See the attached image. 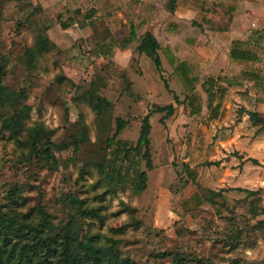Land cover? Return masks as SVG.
Returning <instances> with one entry per match:
<instances>
[{"label": "rangeland", "instance_id": "1", "mask_svg": "<svg viewBox=\"0 0 264 264\" xmlns=\"http://www.w3.org/2000/svg\"><path fill=\"white\" fill-rule=\"evenodd\" d=\"M155 1L158 6L148 14L143 13L146 4L142 0H116L114 4L97 0V5L92 0H80V7L68 9L82 10L75 15L80 23L73 37L60 43L63 49L51 39L49 51L30 63L24 60L27 48L34 46L42 26L50 29L56 13L63 8L54 12L48 0H0V82L9 88V101L15 102L14 106L7 103L5 109L0 107V113L6 110L11 117L14 108L30 105L28 125L44 123L58 160L55 167L53 161L32 155L31 146L0 132V204L9 202L8 208L12 206L18 212L36 211L41 205L51 213L54 223L63 224L73 220V206L64 200L71 194L83 200L88 211L99 209L98 216L75 215L83 230L98 232L105 242L117 239L122 254L140 264H175L172 255L155 256L164 251L183 253L185 264H195V257L202 264H264V65L236 61L225 52L219 54L218 63L211 57L202 63L194 52L184 56L201 61L190 64L192 76L199 80L188 82L176 67L184 57L179 53H185V45L202 47L201 41L212 39L204 34L201 38L192 35L186 23L176 30L174 44L178 49L167 47L166 38L174 30L162 26L170 16L169 0ZM251 1L227 0L224 10L231 12L233 3L240 4L238 15L247 17L248 30L247 38L239 40L247 41L244 47L262 54L257 46L264 43V0H254L260 2L255 12ZM95 6L94 33L86 38L77 35L83 14ZM132 24L139 35L147 27L156 30L162 43V71L150 57L135 50L138 42L122 47ZM259 34L263 35L258 37L261 45L254 41ZM111 38L115 42L114 56L97 55L94 44ZM251 38L252 42L248 41ZM102 67L108 69L110 79L102 93L110 98L112 106L99 117L88 102L83 84L93 80ZM65 72H71L79 82V90L66 80H56ZM245 72H256L259 77L251 78ZM209 77L217 78L218 87L226 88L222 94L215 89L218 93L211 107L202 87ZM165 82L178 94L180 103ZM193 89L200 96L199 112L193 111L199 100L195 107L184 101ZM169 103L175 105L172 116L162 120V112L151 117L154 168L148 170L146 160L135 150L129 157L121 154L116 159L114 147L107 142L116 130V118L128 120L118 137L135 146L143 117L155 106ZM248 110L257 112L261 120L253 118ZM83 124L88 126L84 138ZM29 138L28 132L22 137ZM34 138L38 147L43 145V140ZM77 140L82 141L75 151L72 143ZM61 144L70 145L59 149ZM105 158L109 172L116 173L117 169L126 174L123 185L103 177L101 164ZM246 163L256 172L245 170ZM187 164L194 171L193 178ZM136 169L149 173L143 192L134 189ZM15 187L25 198L21 206L10 203L9 191ZM237 187H251L256 192L249 194ZM213 191L219 193L213 197Z\"/></svg>", "mask_w": 264, "mask_h": 264}, {"label": "trees", "instance_id": "2", "mask_svg": "<svg viewBox=\"0 0 264 264\" xmlns=\"http://www.w3.org/2000/svg\"><path fill=\"white\" fill-rule=\"evenodd\" d=\"M178 0H169L168 7L171 12H175L177 7ZM80 7V6H79ZM59 13L56 17V20L63 28H69L74 24L80 23L76 19L75 15L82 13L81 9L76 10L75 12L66 11ZM98 10L96 7L90 9V12H85L83 14L81 24L82 27L85 26H95L94 17L97 14ZM67 15V16H65ZM49 26H42L40 29V34L36 40V43L33 47L27 48L25 54L26 62L34 63L38 56L44 54V52L49 51V43L51 38L48 33ZM262 37V34H259L254 38L255 43L258 45L262 43L259 42V38ZM138 42L135 50L140 55H146L150 57L157 69L162 71V58L160 55L161 43L156 35L150 31H145L140 37L137 36L136 27L134 24L131 25V30L129 37L126 38L122 43V47L128 46L132 42ZM252 42V38L248 40ZM247 41L244 40H233L230 48V57L236 61L242 62H260L264 65V43L261 48L263 53L261 54L258 50L252 48L244 47ZM114 39L111 38L107 41L96 42L93 46L94 52L97 55H103L104 57H113V48H114ZM98 49V50H97ZM174 63V59L172 60ZM176 67L181 70L182 75L188 82L198 81L199 79L196 76H192L191 65L187 61H181L176 64ZM105 73V74H104ZM246 75H252L251 78H258L259 74L256 72H245ZM109 75L108 69L105 67L101 68V72L91 80L90 82H85L83 87L85 89L86 95H88V102L92 106L93 110L97 113L99 117H102L112 106V101L106 95H103L102 89L107 86L110 79L107 77ZM220 77V76H219ZM56 80L62 82L66 80L69 85L75 87L77 90L80 89L81 85L79 82L75 81L72 77L65 74H58ZM168 90L174 94L175 101L180 103L182 100L177 93L172 90L168 84L165 82ZM194 86V85H193ZM202 87L206 91L209 100V107L212 106L215 96V93H218L217 90L224 91L226 89L223 86L218 87L217 78L209 77L202 82ZM199 100V101H198ZM189 105L195 107L196 102L198 101V106L193 109L194 112H199L201 109L200 105V96L194 92L189 94L185 100ZM7 103H11L14 106L15 102L9 101V88L3 85L0 82V107L5 109ZM30 111L31 106L28 104H23L19 108H14L12 116L7 115L6 110L0 113V132L7 133L8 136L19 144L24 146H31L30 153L35 156H39L42 159H47L48 161H53L55 167L58 163L56 155L54 153V142L51 135L47 134L44 129V123L37 122L34 126L28 125L30 120ZM175 111V105L169 103L166 105H157L155 108L147 113L141 122L140 134L138 141L135 146L129 145L130 142L119 138L118 135L122 132L125 126L128 123V120H125L122 117L116 118V130L112 137L107 139L108 145L114 147L116 159L121 154L124 157H129L131 152L134 150L141 155L146 160V166L148 170L154 168V162L152 159L151 151V132H152V123L151 117L155 113L165 114L162 117V120L172 116ZM251 116L257 120H261L257 112H252L248 110ZM81 135L86 137L87 135V124H83ZM35 130V131H34ZM28 132L30 134V140H24L22 137ZM43 140V145L38 147L36 138ZM34 138V141L31 139ZM82 140H77L72 143L74 150H78L81 146ZM70 144H61L57 147L59 149L68 148ZM118 145V146H117ZM255 164H260V162L255 158H248ZM108 159L105 158V161L101 164V172L103 177L113 182L114 184L123 185L125 183V175L117 170L116 173L109 172L107 167ZM187 169H189L191 178L194 177V171L189 168L187 164ZM113 171V170H112ZM137 179L134 182V189L139 192L146 190L148 186L149 173L147 170H138L136 169ZM119 175V176H116ZM238 190L247 191L249 194H254L256 190H252L245 187H237ZM111 190H107V193ZM213 197L218 194L219 191L211 192ZM11 204H16L21 206L25 203V198L22 195L18 187L12 188L9 191ZM211 195L209 199L214 200ZM65 201H68L73 206L72 219L68 220L66 223L56 224L52 221V215L43 206L37 205L36 211L30 209L27 212H18L14 207L8 208L10 205L9 202L0 204V264H140L135 260L131 259L122 254L119 249V241L114 238H110L108 242L103 241L99 237L98 232L93 231H84L83 227L79 224V219L77 216H83L85 213H93L99 215V209L92 208L90 211L83 206V200L71 195L66 194ZM264 221V220H261ZM260 224V222H258ZM173 256V261L175 264H185L187 257L183 253L173 254L170 251L159 252L155 254L156 257H168ZM195 264H202L203 261L194 258ZM238 264V263H235Z\"/></svg>", "mask_w": 264, "mask_h": 264}, {"label": "crops", "instance_id": "3", "mask_svg": "<svg viewBox=\"0 0 264 264\" xmlns=\"http://www.w3.org/2000/svg\"><path fill=\"white\" fill-rule=\"evenodd\" d=\"M40 1H43V0H40ZM48 1L52 5L53 9H56L54 12H57L59 8L62 6L63 8L62 11H58L56 13L57 15L59 13L66 12L68 9L71 10V8L75 7L76 5L80 6V0H48ZM92 1H95L97 5V0H92ZM115 1L116 0H111L113 4L115 3ZM127 1L129 0H126V2ZM142 1H144V4H146L145 8L144 6L142 7L143 13H145V11H148V14H149L150 13L149 9L154 10V7L158 6V3L156 4L155 0H142ZM225 2H227V0H178L175 12L174 13L171 11L167 12V14H169L170 16L169 18H166L167 22L165 24L164 22H162V26L165 27L166 29L168 30L174 29L172 35L170 33V35L167 36L166 38L167 47L174 48L176 50L178 49L177 48L178 45L174 44V41L176 38L175 34H177L176 30H181V24L188 23L190 24L189 32L192 35H198L201 38L202 34H204L206 37L209 36L212 40L211 41H208V40L201 41L202 43L201 45H204L202 47L192 46L188 48L189 46L187 47V45L183 46V48L187 50L186 51L184 50L183 52L185 53L183 54L181 52L182 48L179 49V51L181 52L179 54L181 56L188 55L190 53L193 54L195 52L199 55V56H196V59L197 57H199L202 63L205 60H207L209 57H211L214 60L213 63H216V62L218 63L219 59L221 58V55L219 58V54L221 52H225L229 56L230 48H231L233 40L247 38L246 33H247L248 28L246 27H248V24H247L248 19L247 17L242 19V16L240 17L238 15L240 11L239 8H241L237 6V5H240L238 2L233 3L234 4L233 9L230 8L232 9L231 11L232 13L227 10H224L226 8L224 4ZM139 4L141 3L139 2ZM250 4H252L251 9H253L254 12L256 11V9H260V8H256L255 6L257 4L258 7H260L259 1H257L256 3L254 0H252ZM95 7L97 8V6ZM76 25L77 23L65 29L60 25V23L57 22V20H55L52 26L50 27V29L48 30L49 36L52 40H54V42H56L60 46V43H65L67 39L69 41L73 37L72 35L75 34L74 28L76 27ZM77 29H78V32L76 34L77 35L79 34L84 38L94 33L93 26H85V27H80V28L78 27ZM147 30L152 31L156 35V37L159 39V36L157 35L155 29H151L147 27L146 31ZM52 32L55 36L51 34ZM207 32H209V34H206ZM137 36L140 37L141 35L137 34ZM186 40L190 41L191 39L186 38ZM159 41L161 43L160 39ZM60 47L62 48V45ZM161 47H162V43H161ZM75 50H76L75 48L72 49L73 54H75ZM115 52H118V51H115ZM100 56L104 57L103 55H100ZM184 57L182 58L181 61L183 60L187 62L189 61V64L191 65L192 64L194 65L195 63H199V62L201 63V61H198V62L190 61L189 59H187L186 57L184 58ZM66 73L68 76L72 77L71 72L70 73L66 72ZM245 166H246L245 170L249 172H253V173L256 172V168L250 166L248 163H246ZM255 182H256V176L253 177V183L255 184Z\"/></svg>", "mask_w": 264, "mask_h": 264}]
</instances>
